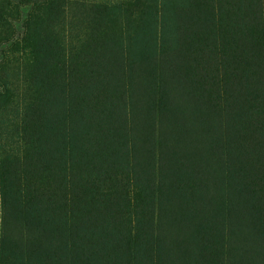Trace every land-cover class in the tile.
Listing matches in <instances>:
<instances>
[{
	"label": "rangeland",
	"instance_id": "rangeland-1",
	"mask_svg": "<svg viewBox=\"0 0 264 264\" xmlns=\"http://www.w3.org/2000/svg\"><path fill=\"white\" fill-rule=\"evenodd\" d=\"M18 12L15 36L30 15L62 49L29 82L0 55V264H262L264 0Z\"/></svg>",
	"mask_w": 264,
	"mask_h": 264
},
{
	"label": "trees",
	"instance_id": "trees-1",
	"mask_svg": "<svg viewBox=\"0 0 264 264\" xmlns=\"http://www.w3.org/2000/svg\"><path fill=\"white\" fill-rule=\"evenodd\" d=\"M19 1L20 0H0V55L18 51L20 56L16 55L11 57V59L14 63L17 62L16 68L23 70V73L29 82V79L33 77L34 71H37V69L40 68V63L43 64L45 61L42 59L46 55L44 54L45 45L43 43L45 41H49V48L52 52H59L62 49V43L56 33L53 34L54 30L51 31V29L46 31V36L44 38H38L39 35L35 31L37 27L36 25L38 24L36 23V20H31L32 17L30 15L27 17L26 22L22 23V36H15L16 25L14 23V19H17L19 16ZM56 60L57 59L54 56V59H51V63L47 68L45 65V73L49 70V68H52V70L55 68L54 64ZM5 67H7V65H0V111L2 112L6 111V107L10 104L16 110V104L12 101L11 86L5 80ZM246 73L254 74L252 67L248 68ZM42 77L43 76H40V84ZM57 78L59 77H56V79ZM245 82H247V80H245ZM24 103H26V101ZM25 108L26 111L29 110V100L27 101V104H25ZM248 184L251 185V187H249V202L253 203L256 200H259L257 205L251 206L250 211L254 212L256 210H263L264 212V178L261 177L258 183L248 182ZM261 204L262 206H260ZM255 224L261 225L257 223ZM261 226L264 228V224ZM259 239L261 242L263 241V239ZM241 259L242 257H240V260ZM248 264H251L250 260H248ZM262 264H264V262Z\"/></svg>",
	"mask_w": 264,
	"mask_h": 264
}]
</instances>
